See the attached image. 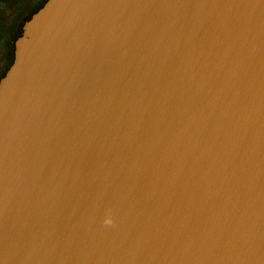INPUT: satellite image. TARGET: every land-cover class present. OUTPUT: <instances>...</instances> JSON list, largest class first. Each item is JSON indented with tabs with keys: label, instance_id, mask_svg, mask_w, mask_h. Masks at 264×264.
<instances>
[{
	"label": "water",
	"instance_id": "obj_1",
	"mask_svg": "<svg viewBox=\"0 0 264 264\" xmlns=\"http://www.w3.org/2000/svg\"><path fill=\"white\" fill-rule=\"evenodd\" d=\"M0 264H264V0H47L0 78Z\"/></svg>",
	"mask_w": 264,
	"mask_h": 264
},
{
	"label": "rangeland",
	"instance_id": "obj_2",
	"mask_svg": "<svg viewBox=\"0 0 264 264\" xmlns=\"http://www.w3.org/2000/svg\"><path fill=\"white\" fill-rule=\"evenodd\" d=\"M42 0H0V76L14 60L16 40Z\"/></svg>",
	"mask_w": 264,
	"mask_h": 264
},
{
	"label": "trees",
	"instance_id": "obj_3",
	"mask_svg": "<svg viewBox=\"0 0 264 264\" xmlns=\"http://www.w3.org/2000/svg\"><path fill=\"white\" fill-rule=\"evenodd\" d=\"M47 0H42L41 1V3H40V5L38 6V8L34 11V12H36L38 9H40L43 5H44V3L46 2ZM5 75V74H4Z\"/></svg>",
	"mask_w": 264,
	"mask_h": 264
},
{
	"label": "flooded vegetation",
	"instance_id": "obj_4",
	"mask_svg": "<svg viewBox=\"0 0 264 264\" xmlns=\"http://www.w3.org/2000/svg\"><path fill=\"white\" fill-rule=\"evenodd\" d=\"M5 73H6V71L2 73V75L0 76V78H2V77L4 76Z\"/></svg>",
	"mask_w": 264,
	"mask_h": 264
}]
</instances>
